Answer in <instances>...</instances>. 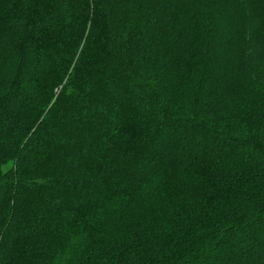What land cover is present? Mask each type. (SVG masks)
Segmentation results:
<instances>
[{
	"label": "trees",
	"instance_id": "trees-1",
	"mask_svg": "<svg viewBox=\"0 0 264 264\" xmlns=\"http://www.w3.org/2000/svg\"><path fill=\"white\" fill-rule=\"evenodd\" d=\"M217 1L0 0V264H264V0Z\"/></svg>",
	"mask_w": 264,
	"mask_h": 264
},
{
	"label": "rangeland",
	"instance_id": "rangeland-1",
	"mask_svg": "<svg viewBox=\"0 0 264 264\" xmlns=\"http://www.w3.org/2000/svg\"><path fill=\"white\" fill-rule=\"evenodd\" d=\"M232 1L233 0H218L217 4H218L220 10H222L223 12H227V13L230 12L231 15L233 16V18H235L237 15V10L239 7L236 4H232ZM223 34L224 33L218 34V36H222Z\"/></svg>",
	"mask_w": 264,
	"mask_h": 264
}]
</instances>
